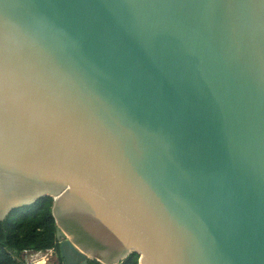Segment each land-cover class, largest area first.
Here are the masks:
<instances>
[{
  "label": "water",
  "instance_id": "95a60500",
  "mask_svg": "<svg viewBox=\"0 0 264 264\" xmlns=\"http://www.w3.org/2000/svg\"><path fill=\"white\" fill-rule=\"evenodd\" d=\"M42 197L63 264H264V0H0V222Z\"/></svg>",
  "mask_w": 264,
  "mask_h": 264
},
{
  "label": "trees",
  "instance_id": "16d2710c",
  "mask_svg": "<svg viewBox=\"0 0 264 264\" xmlns=\"http://www.w3.org/2000/svg\"><path fill=\"white\" fill-rule=\"evenodd\" d=\"M52 205L51 197H42L12 210L0 222V264H22L18 257L23 254L49 250H55L61 260ZM138 258L132 253L119 264H138Z\"/></svg>",
  "mask_w": 264,
  "mask_h": 264
},
{
  "label": "rangeland",
  "instance_id": "374dc122",
  "mask_svg": "<svg viewBox=\"0 0 264 264\" xmlns=\"http://www.w3.org/2000/svg\"><path fill=\"white\" fill-rule=\"evenodd\" d=\"M53 250L45 252H30L27 255L23 254L21 257H18V260L22 264H56L53 254Z\"/></svg>",
  "mask_w": 264,
  "mask_h": 264
},
{
  "label": "flooded vegetation",
  "instance_id": "af4514ba",
  "mask_svg": "<svg viewBox=\"0 0 264 264\" xmlns=\"http://www.w3.org/2000/svg\"><path fill=\"white\" fill-rule=\"evenodd\" d=\"M52 254H53L52 256H53L56 264H63L62 260H59V257H58V255H57L55 250L52 251Z\"/></svg>",
  "mask_w": 264,
  "mask_h": 264
}]
</instances>
